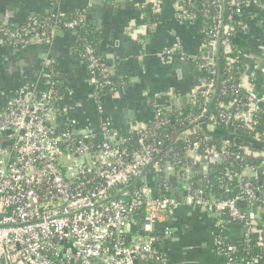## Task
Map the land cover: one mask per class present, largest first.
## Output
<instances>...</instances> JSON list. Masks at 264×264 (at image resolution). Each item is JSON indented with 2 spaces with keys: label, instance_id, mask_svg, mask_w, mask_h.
<instances>
[{
  "label": "built area",
  "instance_id": "built-area-1",
  "mask_svg": "<svg viewBox=\"0 0 264 264\" xmlns=\"http://www.w3.org/2000/svg\"><path fill=\"white\" fill-rule=\"evenodd\" d=\"M175 1L176 20L179 23L195 22V16L186 9L192 0ZM211 1L218 9L215 16L218 23L199 29L201 38L206 37L208 42L198 57L191 60L201 77L195 79L194 88L185 96L186 106L196 107L200 102L202 106L198 114L187 119L191 130L177 136L183 141L204 132L200 141L186 146L185 155L191 160V166L182 171L187 180L192 177V166H199V170L206 173L209 164L222 162L228 155L226 142L220 148L209 145L218 122H240L243 128L253 133L256 143H264V90L261 94L255 91V85L249 80L254 74L243 71L239 78V86L246 92L245 98L221 105L218 116L208 111L216 93V45L222 46L229 66L237 63L236 58L230 56L233 46L230 36L234 26H219V0ZM231 6L236 10L232 21L246 31L244 16L254 12L264 14V1L261 0L237 1ZM57 16L60 15L15 27L0 21V46L9 44L30 48L47 45L54 33L72 31L84 20L80 18L60 28ZM51 20L53 24L49 25ZM262 51L264 60V48ZM84 54L94 90L111 87L110 92H116L117 88L107 80L111 69L101 65L96 50L86 47ZM165 54L187 60L178 45L166 50ZM198 61L203 63L197 65ZM255 67L264 82V68ZM98 76L104 80L99 82ZM42 77L44 89L23 83L13 95L6 97L0 111V264H96V261L101 264H139L140 256L154 257L162 263L152 247L156 242L155 226L165 215L182 207L218 215L227 213L232 219L246 216L250 222L258 221L254 211L264 205L255 207L253 202L256 193L264 188L253 189L249 182H243L244 178H264V172L253 167L245 166L238 173L225 172L227 181L242 183L239 195L234 198L216 196L206 199L202 191L190 194L185 185L181 190L188 195L183 199L161 197L149 185L146 168L150 167L151 173L164 177L173 175L175 168L171 162L155 160L162 143H149L150 137L155 136L152 131L166 126L162 121L165 113H172V106H164L169 96L159 93L144 97L143 105L151 112V118L130 133L137 146L130 153L122 146L125 140L112 133L109 123L99 117L96 130L80 128L62 117V121H58L55 85L48 75L42 73ZM93 101L100 111V101L95 93ZM240 150L244 156L264 158L263 152H252L247 145ZM133 181H140L142 186L131 193ZM163 184L164 188L168 187L167 181ZM245 201L249 206L242 214L237 204ZM135 215L140 220L135 219ZM140 227L143 236L139 235ZM253 229L247 227L244 230L250 232ZM127 238H130L128 243ZM263 240L261 234L259 242ZM245 242L253 241L247 236ZM229 250L235 249L230 246ZM224 255L229 257V253ZM251 262L244 260L240 264ZM227 264H231V260Z\"/></svg>",
  "mask_w": 264,
  "mask_h": 264
},
{
  "label": "crops",
  "instance_id": "crops-1",
  "mask_svg": "<svg viewBox=\"0 0 264 264\" xmlns=\"http://www.w3.org/2000/svg\"><path fill=\"white\" fill-rule=\"evenodd\" d=\"M142 9H146L152 19L146 18ZM73 11L86 13L83 25L95 37L98 57L110 65L111 76L119 87L117 91L100 102V111L96 109L95 90L89 81L85 54L80 52L77 36L60 30L47 45L33 46L23 50L25 52L10 54L0 46V111L6 97L13 95L23 83L44 89L42 68L55 65L61 81L56 93L59 116L80 128L95 130L99 117L109 123L116 136L123 138L151 118V112L143 105L145 96L161 93L169 96L170 101L175 97L185 98L194 88L196 70L192 60L203 48L199 24L197 21L179 23L175 18V0H0V21L13 26L25 24L43 13L63 16ZM247 16L250 18L247 31L232 40L233 45L248 46L243 71L255 75L249 80L261 94L264 82L254 67L264 64V14L254 12ZM174 45L179 46L186 61L179 56H166L165 51ZM21 61L25 65H20ZM187 62H191L193 68L183 76L180 67ZM172 113L176 114L173 110ZM147 177L149 185L155 188L159 174L149 171ZM175 188L173 185L174 191ZM215 214L182 207L165 215L155 226V233L162 235L159 245L162 263L224 264L215 249L218 234L235 250L241 248L247 236L253 242L260 241V230L222 229L219 215ZM254 214L256 220L264 222V207ZM137 218L140 220L139 216ZM251 264H264V258Z\"/></svg>",
  "mask_w": 264,
  "mask_h": 264
},
{
  "label": "trees",
  "instance_id": "trees-1",
  "mask_svg": "<svg viewBox=\"0 0 264 264\" xmlns=\"http://www.w3.org/2000/svg\"><path fill=\"white\" fill-rule=\"evenodd\" d=\"M197 0H192V3L186 6V9L191 12L195 16V22L197 21L199 24V29L203 30L207 27H212L217 25L218 21L215 19L216 13L218 11L217 6H215L211 0H201V3L198 4ZM242 1V0H219V6L221 11L220 18V27L224 26H234V31L231 33L230 38H239L244 30L240 27L236 26V23L232 21L233 16H235L236 10L231 6V3ZM197 6H200V10H197ZM144 13L145 17L152 19L148 14V11L141 10ZM57 13L49 12L43 13L38 17L29 20L27 23H31L34 20H45L50 18L51 15H56ZM86 13L73 11L63 16H57V21H59L58 25L60 28H63L64 24L77 21L80 18H84ZM230 18V20H229ZM250 18L248 16L243 17V24H249ZM53 24V20L49 22V25ZM12 27H15L11 25ZM66 31V30H65ZM47 32V31H46ZM77 36V43L80 49V52L84 54V49L86 47L95 48L93 33L90 29L80 24L79 27L69 31ZM223 39V37L221 38ZM208 42L206 37H202V43L205 46V43ZM232 53L230 54L231 58H236L237 63L229 66L227 64V55L223 53V48L220 44H217L215 47V71L216 76L214 78L215 81V91L216 93L212 97V102L208 105V111L215 116L219 115L221 112L220 106L223 104L231 103L233 101L242 100L246 97V92L240 88L239 78L243 73V61L247 55H249L248 46L243 43H238L233 45ZM3 49L7 53L13 52H25L28 48H23L21 46H11L6 44L3 46ZM27 49V50H26ZM25 50V51H23ZM101 65L105 68H109V64L105 63L100 59ZM203 62L197 63V65H201ZM197 67L195 66V70ZM44 74L48 75V79L50 82L54 83V90L57 93L61 88V81L58 78L57 68L55 65H45L42 68ZM201 77V73H195V79ZM99 82H102L104 79L98 76ZM110 83L113 84V87L119 88L116 85L115 80L112 76H109L107 79ZM111 87H102L95 91L98 100L101 102L107 96L112 95L110 92ZM171 103L168 99L165 100L164 106L171 107ZM201 102L196 107L186 106L185 109L181 110L180 113L173 114L170 111L166 112L164 117L162 118L163 122H166V126L161 128H156L152 132L155 136H151L149 139L150 144H157L158 142L162 143V147L159 148L160 152L155 156L156 161H160L163 163L164 161L171 162V164L175 167L173 171V175L168 177H164L160 175L158 180L155 182V189L159 192L161 197H170L176 199H183L188 194L181 190V186L185 185L190 189V194L195 191H202L203 197L206 199L215 198L216 196H220V198H234L237 197L240 193V187L242 183H237L236 181L229 182L226 180L224 174L226 171H230L231 173H238L242 171L245 166L253 167L257 171L264 172V158H253L251 156H244L240 147L248 145L249 149L252 152H263L264 153V143L259 144L254 141V135L250 131L243 128L240 122L237 121H223L218 122L216 127H214L213 136L210 140L209 145L220 148L224 142L227 143V152L228 155L223 157V161L219 163L209 164L207 168V172L203 173L199 170V166H192V177L189 180L186 179L182 169L187 166H191V160L188 159L185 155L186 146L192 142L200 141L202 138V133H198L196 135L188 137L187 140H178L177 136L182 132L187 130H191V126L188 122V118L190 116L194 117L199 113L201 108ZM58 121H62L61 117H57ZM262 121V119H260ZM259 121V122H260ZM125 143L122 145L125 147L128 152L132 153L137 149V146L132 139V136L123 137ZM235 139H241L242 144L234 143ZM209 147V146H208ZM239 159H236L235 157ZM151 171V168L148 167L145 169V173ZM171 180L173 181L171 183ZM163 181L168 182V187L164 188ZM170 181V183H169ZM243 182H249L252 185L253 189L262 190L264 188V178L263 179H255V178H244ZM175 185V191L172 189V186ZM180 185V186H179ZM130 192L133 193L137 189L142 186L140 181H133L130 184ZM224 191H227L225 193ZM214 196V197H213ZM128 198H124L127 200ZM255 207H260L264 205V191H260L256 193L255 200L253 202ZM248 202H240L237 204L238 209L242 214H245L248 210ZM136 216V215H135ZM138 216H136L135 219ZM219 221L222 229L229 230H238L245 229L247 227L256 228L261 231V234L264 235V222L261 221H253L250 222L247 220L246 216L244 219H232L228 216L227 213L219 214ZM156 237V242L153 244V250L156 251V255L160 259L159 253V245L161 242L162 235L154 233ZM127 243L130 242V238H127ZM215 249L221 255L223 263L227 264L231 260V264H240L244 260L257 261L264 258V240L261 242H251V243H243L241 248L238 250H229L230 245L228 242L220 235H216L215 237ZM229 253V257L224 254ZM139 264H159V261L154 257L148 259L146 257L138 258ZM162 264V263H161Z\"/></svg>",
  "mask_w": 264,
  "mask_h": 264
},
{
  "label": "water",
  "instance_id": "water-1",
  "mask_svg": "<svg viewBox=\"0 0 264 264\" xmlns=\"http://www.w3.org/2000/svg\"><path fill=\"white\" fill-rule=\"evenodd\" d=\"M196 2H197L198 4H200V3H201V0H197ZM93 3H95V2H93ZM95 4L102 5L101 3H95ZM200 9H201L200 6H197V10L199 11ZM0 18H1V16H0ZM2 19H3V17H2ZM0 20H1V19H0ZM2 21H3V20H2ZM20 65H25V63L21 61V62H20ZM176 68H177V67H176ZM180 68L182 69L183 76H184V75L187 74V72H188V73L191 72V70H192V68H193V65H192L191 62H187V63L182 64ZM263 68H264V64L261 63L259 69H263ZM195 82H196V81H195V79H194V83H195ZM172 95L174 96L175 93L173 92ZM170 103L172 104V110H173L174 113H177V111H179L181 107H183V106L186 107V99L183 98V97H182V98L175 97V98H173V99L171 98V99H170ZM129 114H130V113H129ZM130 116H131V114H130ZM130 118H131V120H132V117H130ZM112 133H114V132L112 131ZM126 135H129V132H128ZM234 143H236V144H242L243 142H242L241 139H235V140H234ZM247 146H248V145H247ZM215 215H218V214L216 213ZM139 235H140V236H143L142 227H140ZM159 253H160V251H159ZM95 263H96V264H101L99 261H96ZM159 264H161V262H159ZM162 264H163V263H162ZM165 264H168V263H165Z\"/></svg>",
  "mask_w": 264,
  "mask_h": 264
}]
</instances>
